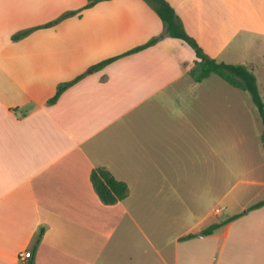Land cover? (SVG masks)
<instances>
[{"label": "crops", "instance_id": "1", "mask_svg": "<svg viewBox=\"0 0 264 264\" xmlns=\"http://www.w3.org/2000/svg\"><path fill=\"white\" fill-rule=\"evenodd\" d=\"M168 1L211 57L255 73L233 58L264 40V0ZM89 2L0 0V264H264V205L248 210L264 199L223 219L222 191L204 207L182 177L193 149L222 163L242 89L194 81V49L145 0ZM98 167L128 184L126 199L102 201Z\"/></svg>", "mask_w": 264, "mask_h": 264}, {"label": "rangeland", "instance_id": "2", "mask_svg": "<svg viewBox=\"0 0 264 264\" xmlns=\"http://www.w3.org/2000/svg\"><path fill=\"white\" fill-rule=\"evenodd\" d=\"M249 44L245 48H238L239 53L234 58L228 56L230 55L229 51H224L219 58H233V60L251 58L254 61L259 89L264 98V55H262L264 52V40L250 39ZM216 83L230 87L218 75H214L205 82L206 85H214ZM239 94L240 107L238 110L233 111L235 114L233 125L230 126V123L225 122V127L229 130L225 131V133L236 136V138L231 141H225L222 163L220 159L217 160L210 149H208L207 163L203 153L201 155L199 149L197 152H194L195 149H193L190 173L186 172L185 175H182L185 178V182L190 180L188 190L192 199H207V201H204V207L210 208L213 206L216 202V195L222 191L224 200L214 205V207L226 208L219 215L223 219L230 216L241 204L247 203L249 200H251L249 203H252L264 199V186L250 182L252 180H264V147L261 139L264 126L251 94L245 90H239ZM216 160L217 167L221 168L222 166V178L219 171L217 175V187L214 185L216 175L213 173L214 170H212V167L216 166ZM257 189L262 190V194L253 198L254 194L258 192Z\"/></svg>", "mask_w": 264, "mask_h": 264}, {"label": "trees", "instance_id": "3", "mask_svg": "<svg viewBox=\"0 0 264 264\" xmlns=\"http://www.w3.org/2000/svg\"><path fill=\"white\" fill-rule=\"evenodd\" d=\"M99 1L103 0H90L87 6H92ZM153 9L157 12L159 17L164 23L165 33L173 38H179L187 42L195 51L197 60L195 65L190 71L192 79L196 82H202L205 79L209 78L211 75L215 74L220 76L230 85L237 87L239 89L248 91L258 109L259 115L261 117L263 126H264V98L261 94L258 85V79L255 73L244 64H232L226 62H219L215 58L211 57L200 43L191 36L185 29L183 22L179 15L177 14L175 8L171 5L168 0H145ZM73 13H68L63 16V18L72 15ZM25 33L15 35V39L24 36ZM160 40L159 37L151 39L148 43L141 45L129 53L137 52L144 48H147ZM128 54V53H127ZM118 57L107 59L95 66L93 70L100 69L105 65L111 63ZM81 77L77 79L61 84L58 87L56 94L49 100L50 104L57 102L62 93L77 82ZM262 142L264 146V130L262 133ZM91 180L94 184V187L105 204H114L118 201H122L129 196L130 189L126 182L116 179V177L105 167H98L94 169L91 173ZM264 205V201H260L251 207L248 210H253ZM241 214L235 215L223 222L215 223L208 227L205 230L206 234L213 233L216 229L220 228L223 225L228 224L229 222L240 217ZM40 239L38 240V243ZM28 264H34V260H31Z\"/></svg>", "mask_w": 264, "mask_h": 264}, {"label": "built area", "instance_id": "4", "mask_svg": "<svg viewBox=\"0 0 264 264\" xmlns=\"http://www.w3.org/2000/svg\"><path fill=\"white\" fill-rule=\"evenodd\" d=\"M216 211L219 213L221 210L218 208ZM18 257L22 260H28L33 257V253L31 251L23 250L19 252Z\"/></svg>", "mask_w": 264, "mask_h": 264}]
</instances>
